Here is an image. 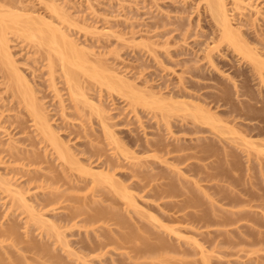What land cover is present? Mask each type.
Segmentation results:
<instances>
[{"label": "rangeland", "instance_id": "1", "mask_svg": "<svg viewBox=\"0 0 264 264\" xmlns=\"http://www.w3.org/2000/svg\"><path fill=\"white\" fill-rule=\"evenodd\" d=\"M245 2H248L246 3L247 6L244 9L238 10L234 8L235 0L225 1L226 7L229 10L228 13L231 18V22L234 28H237L236 30L239 31L238 37L236 38V43H238L233 46L240 44L237 46V49L242 48V51L231 46L232 44L229 41L222 40L220 26H218L216 17L209 8V2L207 0H0V10L2 9V11L6 12V14H4L5 18L11 15L10 19L8 17L6 18V20L8 19L7 21L12 20L10 23L6 21L7 24H11L8 25L11 28H6L8 29V31L6 30V36L9 40L8 44L10 52L15 62V67L11 68L8 66L10 68L8 69L7 65L5 66V64L2 63V58L0 59V158H2V160L0 159V228L2 229V226L5 228V226L13 224L12 222H14V224L18 225L19 231H17L18 233L20 232L19 237L21 238V242L22 240H32L38 242L42 246L45 245V248L49 246L51 247H49L50 250L48 253L40 251H36L37 253H34L35 251L32 253H24L27 259L26 261L23 259L24 263L21 264H45V262L47 264L50 261L52 264H55V262H62V260L69 264H85V262H87L86 264H119V262L120 264L121 262L127 264H135V262H141L140 264H152L153 262L156 264H264V214H262L264 211V200L262 196V201L261 199L256 200L257 197H260L258 195L264 193V174H262L264 173V171L262 172V169H264V152L260 153L257 151L261 146L264 148V68L261 70L256 67L257 69H255L254 65L257 64L255 63L257 60L254 59L253 62L251 58L248 59L246 56L247 53L250 54L248 49L252 48L253 50H251L257 53L259 58L262 57L261 61L264 58V0H244V3ZM248 5L251 6L248 7ZM20 8L24 14L19 10ZM23 8L27 9L24 10ZM9 11H12V13ZM19 11L23 15H18L16 19L18 20L17 22L14 19L16 18V14L14 13ZM0 13L3 14L4 12L0 11ZM33 15H35L34 18ZM27 16H31L34 20L32 21L28 19ZM60 16H62V18ZM24 17L30 20L29 23L23 22V19L24 21L26 20ZM36 17L37 19L38 17H43L45 21L48 19L47 21L53 22V25H56L57 27L59 26V28L61 27L64 31L66 30L68 35L70 34L73 42H75L76 45L79 46V49H81L80 52L82 51L81 53H85L82 54V56L80 55V57L85 58L87 55V63L82 61L87 74L84 71V68H82L83 71L81 68H79V70L78 67L75 65L73 66V64H65L63 66L60 62L61 60L59 61L60 58L56 54V49L54 47L52 48V46L48 44H41L42 42L39 40V36L41 34L39 35V33H37V29L34 28L37 27L41 30L40 28L43 18H41V20L38 19V24L34 25L37 23V20H35ZM15 23L20 24L17 26ZM28 24H30L31 27ZM32 26L34 27L33 29L35 30V34L39 35L38 38L37 36H34L30 39L23 32L25 31L24 28L31 29ZM33 29H31V32H33ZM41 32L42 30L40 33ZM245 45H247V47ZM82 49H86L87 52L90 50L89 54L86 53V50L83 52ZM245 49H247V51ZM71 57L76 63L80 60L77 55L74 57L73 54ZM49 59H53L52 63H54L50 64L48 62ZM88 59H90L91 62ZM66 66L68 67L66 68ZM64 67L66 69L69 68L70 70L73 67V70L76 68L77 71L75 73L78 77L80 76L79 78L81 79L79 83L81 82V84L78 87L75 85L76 88L73 89H76V92H79L80 90V93L84 91L83 93L87 95V98L89 97V99L91 98L90 100L98 105H101L102 108L106 110L105 116L103 114L101 118L99 114V116L94 114L95 111L91 110L84 102L82 103L84 105L83 106L79 101V99L83 100L81 99V95V97L78 95L79 97L78 99H75V102L71 100L70 93L75 90L71 87L70 91V86H74V83L71 82L70 85V83L66 82L67 77L65 76L67 75L64 74V70H66ZM14 70H17L15 72H18L20 76H24V78L30 82L29 84L32 86L31 93L33 95L35 94L34 98L37 99L35 101L39 102L40 105L42 104L46 109L44 111L45 113L47 111L46 115L48 116L47 118H49L48 120L50 121L52 130L56 131L57 137L60 141L62 140L61 142H63V144L66 143V145L70 147L69 150L71 152V156L74 154V157L70 156V158L76 161L77 164L80 163V166L77 164L71 166L70 163L67 161L65 162L62 158H59V155L55 153L56 150L48 143V138H44L43 135L39 133L36 123H34L35 121L32 120L33 118L29 115V109L25 107L22 95L16 92V83H13L12 80L14 77H10L9 71L13 73ZM87 70H91V72L95 70L96 72L99 71L98 74L100 76L103 71L101 76L102 80L103 78H112L113 72L115 75L118 74L119 77L114 76L112 79L113 81L121 83L124 92L119 93L111 89V91H109V88L106 85H103L105 83L104 80H94L96 81L94 83L93 79H90L91 76L88 75L90 72ZM260 70L261 72H259ZM260 74H262L263 79ZM79 78L77 79L79 80ZM127 87L129 89H127ZM148 91L152 94L148 93ZM122 93L128 95V98ZM133 93L135 97L139 95L141 96L142 94V97H138L140 99L138 102L133 101V98H135L134 95H132ZM206 94H208V97ZM164 97L173 99L172 101L177 102L184 101L190 103L193 101V104L199 103L201 106L202 104L203 106L205 105L204 107L209 109L208 111L210 114L213 112L218 116H214L212 113L214 117L213 120H217V122H215L216 127L213 123H211V125H203V132L199 133V131L197 132L192 130L190 125L191 117H186L184 115L185 110H183V107L184 109L186 107L175 102V104H173L176 105V107L174 105L173 107L170 105L172 101L170 102ZM141 98H143V100L147 98L144 100L145 103L141 100ZM162 98H164V100ZM60 99L64 102H62L65 106L64 110ZM161 99L165 102L164 106H162L163 102H161ZM76 100L79 101L83 108L80 105L79 106L84 109L81 117L80 114L78 115L79 111L75 109V106L73 107V105H75L74 103L77 102ZM159 104H162V108L159 107ZM167 104L170 107L166 106ZM203 106L201 109H203ZM174 108H177L178 111ZM250 108L252 109L250 110ZM185 113L187 114L189 112ZM165 115H168L169 117H166ZM104 117H106V120L102 122L101 120H103ZM183 117H186V119L189 120H184L185 118ZM166 118L169 119L171 128L166 126L167 124H165V121L168 120ZM181 120L185 123H182ZM105 123H107L108 127ZM184 124L188 126L190 130H181L180 126ZM108 129L109 131H112L111 134L114 135L112 136L116 137L113 138L115 139L113 140L115 144L111 140L112 138L109 139L110 136L108 135ZM223 130L225 132L223 133L224 136L221 135ZM236 130H238V133ZM192 131L194 133H192ZM243 135H245V138ZM162 137L164 139H162ZM196 138H200L202 142L205 141L204 143H211V145L216 149L214 150V153L216 152L214 156H216L214 157L212 155L213 157L210 156L211 158L209 157L204 159L205 161L202 158L203 162L200 159L201 157H194L195 159L192 158V161L189 159V161H182L180 164L179 162L177 163V161L172 160V154L170 156L165 153L166 148L164 149L163 146V148L159 146V141H161V143L165 142L166 144L179 142V144L189 145L190 142L195 143L197 140ZM243 138L246 139V141ZM11 146L16 149H11ZM120 146L121 150H123V154L120 150ZM186 150L177 153L183 154ZM11 151L17 156H14L15 160L11 156ZM186 152L188 153V151ZM192 152L189 151V153ZM225 152L228 153V160L225 158V155L227 156ZM125 154L126 156L128 154L129 157L127 156V158ZM153 156H157V158ZM160 158H164V160H160ZM232 159H235L236 162L231 163L230 160ZM105 161L106 163L104 166L103 164ZM228 162L229 165L227 164ZM138 163L140 164L138 165ZM192 163L196 169L192 166ZM110 164H112L113 167ZM108 166H111V168ZM90 167L91 170H86ZM107 167L109 170H107ZM69 168H71V170H69ZM81 169L84 170L82 171ZM205 169L206 171H204ZM92 170L93 173L100 171L103 173L105 171L106 173L109 172L108 175H110V177L113 173L114 177H112L114 180L112 181V178L107 176L106 178H109L110 182H107V184L105 181L103 184L107 190L112 187L109 186V184H111V182H115V180H117L116 183L122 182V185L125 183V185L128 186V189L126 190H129V193H132L134 196L136 195V201L138 200L137 203H139L138 209L136 210L133 207H126L124 205L126 200L121 196L124 194L126 195L128 191L124 193L125 188L120 186L121 183H119L120 185H118L119 187H117V190L113 187L112 189L110 188L111 193H113V190L114 192L116 191V195L114 193L109 194L110 192L106 194L98 193L99 197L96 193L97 197L94 198L97 200L99 199L98 201L100 202H93L91 199L86 200L89 202H87V205H85L84 208L82 207L83 212L80 210L79 213L82 215L80 214L79 219H86L88 218V215L89 217H92V215H94L92 213L101 210V208H105V210L102 209V213H104L102 215L103 217L101 216L97 221L95 220L99 216L95 213L97 215H95L96 219L93 220L95 221V224H93V222L87 223L85 221L84 224L83 221L82 223L79 221L78 223H80V225L78 226L77 224L78 227L76 225L74 226L73 222L70 223L71 226L73 225L71 227L69 222L67 223L65 221V218L71 216L70 213L74 211H71V207H74L76 204L73 201L70 202V200L62 203L64 204V208L62 207L57 209L56 206L55 208H52V205L50 207H47L48 205H45V207L44 205L39 206L42 199L45 198L44 196H48L50 189L56 188L57 186L59 187V192H63V190H65V195H69L70 197H82L84 194L91 197L90 191L87 189L89 187L86 188V186H88L89 183H92ZM139 170H141V172H139ZM30 171V175L37 174L36 176H39L36 178L37 180L32 182L27 180V174H29L28 172ZM211 171L212 174H214L213 177L209 176V174L212 176ZM138 172L142 174L143 182L150 183L154 186L164 181L173 182L176 188L175 196H169L170 199L165 198L163 200L161 199V201L157 198L158 201H156V197L154 198L151 195L153 194V191L151 192L150 190V187H152L150 184L145 191L143 189L140 190L141 188L135 185L134 180H140L138 176V180L135 179ZM143 173L148 175L147 177L150 181L145 174L143 175ZM195 173H197V175ZM227 173L228 176L226 175ZM64 175L69 179L63 177ZM151 175H153L156 179L151 180V177H153ZM134 176L135 178H133ZM162 176L166 177L165 180ZM3 177L6 178L7 182H11L10 188H12V190L16 189L15 191L17 192V195H20L22 191L21 194H23V197H25L27 201L25 202L30 206L33 205L35 213L30 209V211L28 210L30 212L29 215L27 209L25 210V206H23L24 208L19 207L18 203L12 202L13 200L18 201L20 196L18 197L14 192H12L15 194L14 196L18 197L16 199L11 192L5 191L7 185L4 183L3 180L5 178ZM50 177H62V180H65V182L61 180L64 184L59 181L60 185L57 183V185H52L50 187ZM209 177L212 178V180L214 179L215 182L209 180ZM229 177H234L235 180L234 178ZM38 178H40V180ZM45 178L47 180H44ZM76 178H84L83 181L88 184H83L81 183L82 181L78 182L76 181ZM161 178L163 180H161ZM194 180L198 181L194 183ZM78 186H80V188ZM44 187L49 188L46 190ZM248 190L251 194L248 193ZM119 191L121 193L123 192V194L119 195ZM201 191L204 192V194ZM213 192H215V197H212ZM191 193L200 198V204L204 208L201 209L202 207L200 205L199 208H197L198 206H190L175 215H183L185 213L195 215L196 212L197 214H200L201 211L205 209L210 211L209 209L211 208L213 210H218L220 208L219 210L223 209L224 211L245 208L247 210H251L250 212L252 214H257V219L258 216H263L259 222L260 227H258V225L253 227L252 220L251 223H248L250 222L248 220H244L240 222L239 227L237 225H229L230 227L226 225L227 227L224 226L221 228L219 225H210L209 227L203 226L204 228H202L201 224L195 223V221L191 219L185 223H181L172 221L163 216L166 211L161 206L165 200H177L181 202L185 195H191ZM201 193L203 194V197L205 196L204 198ZM221 193L223 196L230 194V196H239L248 200L250 196L252 197V195L256 193L257 196L254 195L252 198L250 197L251 203L246 205L244 203L239 207H235L234 205L230 206L231 203L228 201L221 202L226 199L223 197L222 200V197L219 196ZM150 195L151 197L149 198ZM103 196L105 197V200ZM212 198L216 199L213 201ZM254 201L258 202L255 203ZM208 202L210 204H208ZM140 205L145 208L142 209V207H140L144 211V215L141 213L142 210L139 211ZM98 207H100V209ZM96 208L97 211L95 210ZM112 211L115 212L116 218L120 221L123 216L122 221L124 222L114 224L118 222V220H115L113 217L114 214L112 215ZM107 212L111 215L109 213L107 214ZM33 213L34 215L42 213V216L44 217H40V215L35 217L32 215ZM162 213L163 215H160ZM118 215H121V217ZM29 216L32 217L29 218ZM39 217L40 219L44 218L43 220L46 221V226L50 222H52V224L55 222L58 231L57 229L55 231L53 230V232L49 231V228L46 226H43V229V222H40ZM153 217H156L158 220L160 219V221L157 219L153 220ZM112 218H114L115 222ZM48 220L50 221L48 222ZM161 221L163 222V225L179 227V233L175 234L169 230L165 231V228H160L159 225L162 224ZM127 223L129 226L131 225V229L132 231L134 230L133 232L135 233L130 237V241L124 243L126 248L123 246V241H118V243L115 242V244L113 243L111 246L110 243L107 245L108 247H104L102 250L95 249V252L91 250L90 253L88 241H97L100 237L96 238L95 236L98 235L103 237L101 234H108V232L111 233H109V235L115 237L116 235H114V233L112 234L113 230L115 234L120 229L122 232H128V227V229L126 227L122 228V226L127 225ZM52 224L50 223V225ZM142 224L144 229L142 228ZM50 225L48 224V226ZM244 225L247 226V228ZM105 228H107L108 231ZM152 228L155 231L157 230V236L161 235L162 237L168 239L167 241L170 244H173L171 246H173L174 249H171L172 252L170 250V252L167 251L168 254H165L166 251H163V253L160 252L159 255L154 256L147 253L142 256V259L141 257H138L139 260L136 256L134 258V254L137 251L136 250L134 253V249L136 247L135 239L137 237L149 238L152 234L149 240H153V238H156L157 236L155 233L153 234L155 231H153ZM56 231L58 233H56ZM147 231L151 233L149 234ZM240 231H242V233ZM251 231H253V233ZM47 233H49L50 236L47 235ZM200 233L202 236H200ZM245 233H247V236ZM250 233L252 235L255 234V241L251 236H249ZM58 235L60 236L59 238ZM221 235H223V237ZM258 236L260 238L262 236V240L258 239ZM19 237L17 235L16 238ZM225 237H230L235 240V243H232L234 245H228V243H222V245L219 244ZM246 238H248L249 241ZM2 239H4V241ZM6 239L5 237L0 239V253L4 254L3 256L5 258L9 255L8 253L11 255L18 254L17 256L23 253L20 249L19 251H16L18 250V247H22L24 245L23 242L18 244L16 248H13L10 246L13 244L11 239L8 238L7 241ZM196 239L199 241L201 240L200 242L198 241L200 244L194 242ZM260 240L261 242L263 241V244L259 242ZM61 241L65 243L61 244ZM192 241L194 242V245ZM83 242H85V244ZM214 242L217 243L215 244ZM251 242L253 244H251ZM119 244L124 248L121 247V250H119ZM128 245H131L132 247L134 246V249L131 246L128 247ZM260 245L262 246V249ZM6 246L8 248L10 247L9 249L11 250H9ZM66 246L69 247V250H67ZM214 246L217 248H214ZM7 250H9V252H7L8 255L5 256ZM75 250L76 253H74ZM182 250H186L188 253H182ZM202 250L204 252L203 256L205 257L206 255L208 257V261H206L207 257L205 258V261L204 258L202 259L203 256L200 252ZM50 252L54 255H50ZM83 254L88 257L83 256ZM57 255L62 257L60 258ZM0 256L2 257L1 254ZM30 256L31 258H34V262L32 259L30 260ZM52 256H54L53 259L51 258ZM55 257L58 261H53L55 260ZM84 257L86 258L84 259ZM9 259L10 258L7 257L8 262ZM7 260L5 259V261ZM80 260H82V262ZM5 261L4 263H6Z\"/></svg>", "mask_w": 264, "mask_h": 264}, {"label": "bare ground", "instance_id": "2", "mask_svg": "<svg viewBox=\"0 0 264 264\" xmlns=\"http://www.w3.org/2000/svg\"><path fill=\"white\" fill-rule=\"evenodd\" d=\"M208 2H209V8L211 9V11H212V13H213V15L216 17V21H217V24H218V26H220V29H221V38H222V40L223 41H225V40H227V41H229L231 44V46H233V45H236L237 43H236V38L238 37V34H239V31L238 30H236L235 28H234V26H233V24H232V22H231V18L229 17V13H228V9H227V7H226V3H225V1L226 0H207ZM246 3H248V2H245L244 3V0H235V7L234 8H236V9H244L247 5H246ZM54 4V3H53ZM3 6V5H2ZM54 6V5H53ZM251 6V5H250ZM249 5H248V7H250ZM1 7V6H0ZM22 8V7H21ZM21 8L19 9L20 11H21ZM55 8V7H54ZM58 8V7H57ZM11 9V8H10ZM9 9V10H10ZM18 9V8H17ZM24 9V8H23ZM27 9V8H26ZM26 9H24V10H26ZM4 10V9H3ZM61 10V9H60ZM1 12H4L3 14L2 13H0V59L2 58V63L3 64H5V66L7 65V67L9 66V67H11V68H13V67H15V65H14V59H13V57H12V55H11V52H10V48H9V40H8V38H7V36H6V30L8 31V29H6V28H11L10 26H8V25H11V24H9L10 23V21L12 22V20H10V21H7L6 20V18L8 17L9 19H10V16H7L6 18H5V15L4 14H6V12L5 11H2V9L0 10ZM15 11V10H14ZM18 11V10H17ZM19 11V12H20ZM56 11V10H55ZM246 11V10H245ZM9 12H11L12 13V11H9ZM8 12V13H9ZM19 12H15L14 14H16V18H14L15 19V21H17L18 22V20H16L17 19V17H18V15L20 16V15H23V14H21V12L19 13ZM26 12V11H25ZM29 12V11H28ZM240 12H242V11H240ZM244 12V11H243ZM58 13H60V12H58ZM32 14V13H31ZM30 14V15H31ZM60 15V14H59ZM58 15V16H59ZM34 16L35 15H33V18H34ZM22 17V16H21ZM20 17V18H21ZM28 17V19H30V20H34L31 16H27ZM61 18H62V16H60ZM64 17V16H63ZM20 18H19V20H20ZM25 18V17H24ZM41 18H43V17H41ZM41 18H39L38 17V19H40L41 20ZM60 18V19H61ZM26 19V18H25ZM28 19H26L25 21H24V19H23V22H28L29 23V21L30 20H28ZM38 19H37V17L35 18V20H37V23H35L34 25H36V24H38ZM45 19H46V17H45ZM65 19V18H64ZM63 19V20H64ZM48 20V19H47ZM45 21L44 20V18L42 19V23H41V30H42V32L40 33V31L41 30H39L37 27H33L32 26V28L31 29H37V33H39V35H36L35 34V30L33 29L32 31L33 32H31V29H26V28H24L25 29V31H23L24 32V34H26V36H28L30 39H32V37H34V36H37V38H38V36L40 37L39 38V40L42 42L41 44H48V45H50V46H52V48L54 47L55 49H56V54H57V56L60 58L59 59V61L63 64V66L66 64V65H69V64H73V66L75 65L76 67H78V69L79 68H81V70H82V68H84V63H87V59H86V57H87V55H86V57L84 58V57H80V55L82 56V54H85V53H81L80 52V50L81 49H79V46L78 45H76V43L75 42H73V39L70 37V34L68 35V33H66V30L64 31L63 29H61V27L59 28V26L57 27L56 25H53V22H51V21ZM59 20V19H58ZM6 21L7 22H9L8 24L6 23ZM21 21V20H20ZM14 22V21H13ZM35 22V21H34ZM31 23H33V22H31ZM6 24V25H5ZM16 24V23H15ZM18 24H20V23H17L16 25L17 26H19ZM28 25H30V24H28ZM26 26V25H25ZM39 26H40V23H39ZM14 27V26H13ZM30 27H31V25H30ZM22 28V29H23ZM27 31V32H26ZM241 33V32H240ZM8 34V33H7ZM236 36V37H235ZM240 36V35H239ZM71 38V39H70ZM239 39H241V38H239ZM239 39H237V40H239ZM241 40H243V39H241ZM244 42V41H243ZM40 43V42H39ZM240 45V44H239ZM239 45H237V46H239ZM78 46V47H77ZM217 46V45H216ZM237 46H233L235 49H237ZM246 47H247V45H245ZM49 48V47H48ZM51 48V49H52ZM81 48H83V47H81ZM252 49V48H251ZM251 49H248L249 50V52H250V54L249 53H247L246 54V56L248 57V59L249 58H251V60H253V62H254V59L255 60H257V62L255 61V63H257L256 65H254V68L255 69H257L256 67H258V68H260L261 70L264 68V58H263V62L261 61V58H259V56L257 55V53H255L254 51H252ZM83 50V49H82ZM86 50V49H85ZM85 50H83V52L85 51ZM237 50H242V48H238ZM246 51H247V49H245ZM252 51V53H251V51ZM51 51V50H50ZM55 51V50H54ZM243 51V50H242ZM89 52H90V50H89ZM89 52H87V50H86V53H88L89 54ZM257 52V51H256ZM246 53V52H245ZM55 54V55H56ZM74 54V57H75V55H77L78 56V58H80V60H78V62L76 63V62H74L73 60V58L71 57L72 55ZM91 54V53H90ZM245 55V54H244ZM253 55V56H252ZM254 55H255V57H254ZM56 56V57H57ZM83 56H85V55H83ZM88 56H90V55H88ZM245 56V57H246ZM250 56V57H249ZM258 59H257V58ZM77 58V57H76ZM91 58V57H90ZM53 60V59H52ZM52 60H50L49 59V63L51 64L52 63ZM88 60H90V59H88ZM93 60V59H92ZM84 63H83V62ZM59 62V63H60ZM90 62H91V60H90ZM54 63V62H53ZM52 63V64H53ZM49 64V65H50ZM61 64V65H62ZM263 66H262V65ZM51 66H53V65H51ZM50 66V67H51ZM62 66V67H63ZM87 66V65H86ZM94 66H95V63H94ZM99 66V65H98ZM101 66V65H100ZM8 67V69H10ZM61 67V68H62ZM68 66H66V68H67ZM262 67V68H261ZM65 68V67H64ZM65 68V69H66ZM71 68V67H70ZM74 68V67H73ZM73 68H71V70H73ZM96 68V67H95ZM104 68V67H103ZM51 69H52V67H51ZM69 69V68H68ZM68 69H66V70H64V69H62V70H64L65 71V73L64 74H66L67 76H65V77H67V79H66V82L67 83H70V85H71V82L72 83H74L73 85L74 86H70V91H71V87H72V89L73 88H76L75 87V85L78 87V86H80V84H81V82L79 83V81H80V79L81 78H79L78 76H77V74L75 73L77 70H76V68H75V70H73V71H71L70 69L68 70ZM88 69V68H87ZM100 69V68H99ZM106 69V68H105ZM104 69V70H105ZM80 70V69H79ZM261 70L259 71V72H261ZM15 71H17V70H14L13 71V73L12 72H10L9 71V74H10V77L12 78V77H14L12 80H13V83L15 82L16 84H15V88H16V92H18L20 95H22V98H23V102H24V104H25V107H27V109H29V115L33 118L32 120H34L35 122L34 123H36V126H37V128H38V130H39V133H41L42 135H43V137L44 138H46L49 142V144L51 145V146H53L52 148L53 149H55L56 151H55V153H57V155H59L58 157L59 158H62L65 162L67 161L68 163H70V165L72 166V165H75V164H77V162L76 161H74L72 158H70V156H71V152H70V147H68V145H66V143L65 144H63V142H61L60 140H59V138L57 137V134H56V131L55 130H52V128H51V124H50V121L48 120L49 118H47L48 116L46 115V113H47V111H46V113H45V111L44 110H46L45 108H44V106L41 104L40 105V103L39 102H36L35 100H37L36 98H34V96H35V94L33 95L32 93H31V85L29 84L30 82L28 81V80H26L25 78H24V76L22 77V76H20L19 74H18V72H15ZM63 71V72H64ZM69 71H71V72H69ZM83 71V70H82ZM84 71L86 72V68H84ZM87 71H89V70H87ZM111 71V70H110ZM115 71V70H114ZM90 73L88 74L89 76H91L90 77V79H93V81L94 80H101V81H103L104 80V86L106 85L108 88H109V91H111V90H114V91H117V92H119V93H121V92H124L123 91V87H122V85H121V83H119V82H117V81H113V77L114 76H118L119 77V75L118 74H116L115 75V73L113 72V74H112V78H109L108 76H106L107 78H109V79H106V78H103V80L101 79V76H102V72H101V76L98 74L99 73V71L98 72H96V70L95 71H92L91 72V70L89 71ZM109 72V71H108ZM83 73V72H82ZM104 73H105V71H104ZM110 73H112V72H110ZM12 74V75H11ZM86 74H87V72H86ZM14 75V76H13ZM261 75V78H262V74H260ZM121 76V75H120ZM264 76V75H263ZM123 77V76H122ZM77 78H79V80L77 79ZM126 78V77H125ZM119 79V78H118ZM263 79V78H262ZM11 80V79H10ZM78 80V81H77ZM115 80H116V78H115ZM96 81H94V83L96 82ZM100 81V82H101ZM122 81V80H121ZM125 81V80H124ZM263 81V80H262ZM90 82V81H89ZM86 83V82H85ZM99 83V82H98ZM83 84V83H82ZM30 85V86H29ZM101 85H102V83H101ZM129 85V84H128ZM127 85V86H128ZM128 87H130V86H128ZM127 87V89H129ZM132 87V86H131ZM84 88V87H83ZM83 88H82V90H83ZM79 89H80V87H79ZM111 89V90H110ZM73 90H75L74 92H71L70 93V97H71V100L72 101H74L75 102V99H78V97L80 96L81 97V99H83V100H80L79 99V101L81 102V104L84 102V103H86V105H88L89 107H90V109L91 110H93V111H95L94 112V114H96V115H100L101 116V118H102V116H103V114H104V116H105V111L106 110H104L103 108H102V106L101 105H98V104H96L95 102H93L92 100H90L89 99V97L87 98L86 96V94L85 93H83L84 91H82V93H80V90H79V92H76V89H73ZM78 90V89H77ZM132 90V89H131ZM135 90V89H134ZM34 91V90H33ZM129 91V90H128ZM101 92V91H100ZM33 93H35V92H33ZM148 93H151L150 91H148ZM85 94V95H84ZM123 94V93H122ZM152 94V93H151ZM150 94V95H151ZM79 95V96H78ZM123 95H126L125 93L123 94ZM132 95H134V93L132 94ZM149 95V96H150ZM205 95V94H204ZM208 94H206V96H207ZM127 96V98H128V95H126ZM131 96V95H130ZM148 96V95H147ZM211 96V95H210ZM223 96V95H222ZM84 97V98H83ZM131 97H133V96H131ZM134 97H135V95H134ZM138 97H142V94H141V96L139 95V96H137V97H135V98H133V101H136V102H138L140 99L138 98ZM145 97V96H144ZM162 97V96H161ZM208 97V96H207ZM150 98V97H149ZM164 98H166V97H164ZM164 98H162L163 100H164ZM173 98V97H172ZM221 98V97H220ZM135 99V100H134ZM147 99V98H146ZM146 99H144V100H146ZM157 99V98H156ZM161 99V102H163V105L162 106H164V101ZM166 99H168V98H166ZM166 99H165V101H166ZM207 99V98H206ZM61 101V105H63V100L62 99H60ZM141 100L144 102V100H143V98H141ZM153 100V99H152ZM170 102L173 100V99H168ZM77 102L76 103H74L75 105H73V107L75 106V109H77L79 112H78V115L80 114V117L82 116L81 114H83L82 112L84 111V109H82L83 107L81 106V104L79 103V101L78 100H76ZM92 101V102H91ZM154 101V100H153ZM160 101V100H159ZM216 101V100H215ZM63 102V103H62ZM136 102H132V103H136ZM177 103V104H180V105H182V106H185L186 108L184 109V107H183V110H185V112H189V113H185L184 112V115L187 117H191V129L192 130H194V131H199V133L200 132H203L204 131V126L205 125H207V124H210L211 125V123H213L214 125H215V122H217V120H213L214 119V117H213V115H212V113L210 114L209 113V109L206 107H204L203 106V104H202V106H203V109H201V105L199 104V103H192V102H190V103H187V102H184V101H180V102H177V101H172L171 103H170V105L171 106H173L175 103ZM199 102V101H198ZM202 102V101H201ZM100 103V102H99ZM145 103V102H144ZM174 103V104H173ZM101 104V103H100ZM168 104H169V102H168ZM166 105V106H169V105ZM206 104V103H205ZM82 107H80V106ZM83 105V104H82ZM138 105V104H137ZM160 105V104H159ZM161 105L159 106V107H161ZM84 106V105H83ZM145 106V105H144ZM155 106V105H154ZM175 107H176V105H174ZM173 106V107H174ZM177 106H179V105H177ZM181 106V107H182ZM252 106V105H251ZM64 105L62 106V108H63V110H64ZM158 107V108H159ZM170 107V106H169ZM157 108V107H156ZM162 108V107H161ZM164 108V107H163ZM248 108V107H247ZM174 109H177V108H174ZM199 109H201V110H199ZM204 109H205V111H204ZM252 108H250V110H251ZM196 110V111H195ZM249 110V109H248ZM163 111V110H162ZM177 111H178V109H177ZM181 111H182V109H181ZM207 111H208V113H207ZM248 112V111H247ZM249 113V112H248ZM214 114V116H217V115H215L216 113H213ZM98 115V116H99ZM162 115V114H161ZM166 116V115H165ZM166 117H169L168 115L166 116ZM186 117H183V118H185L184 120H189V119H186ZM218 117V116H217ZM106 117H104L103 118V120H101L102 122L103 121H105L106 119H105ZM171 118V117H170ZM182 118V119H183ZM166 119H168V118H166ZM219 119V118H218ZM220 119L222 120V118L220 117ZM164 120V119H163ZM165 121V120H164ZM212 121H214V122H212ZM166 123L165 124H167L166 126L168 127V128H171V126H170V124H169V119L168 120H166L165 121ZM181 122H182V120H181ZM184 122V121H183ZM182 122V123H183ZM189 122V121H188ZM188 122H186V123H188ZM185 123V122H184ZM106 124V126H107V123H105ZM212 124V125H213ZM204 125V126H203ZM108 127V126H107ZM215 127H216V125H215ZM211 128H212V126H211ZM256 128V127H255ZM180 129L181 130H190L189 129V127L188 126H186L185 124L184 125H181L180 126ZM169 130V129H168ZM214 130V129H213ZM235 130V129H234ZM239 130H241V129H239ZM256 130V129H255ZM171 131V130H170ZM185 131H183V132H185ZM111 132L112 131H109V129H108V135L110 136H108L109 137V139H111L112 141L113 140H115V139H113V138H116V137H113L114 135L113 134H111ZM236 132L238 133V130H236ZM241 132V131H240ZM239 132V133H240ZM247 132V131H246ZM171 133H173V132H171ZM192 133H194L193 131H192ZM223 133H225L224 132V130L222 131V134L221 135H223ZM197 134V133H196ZM113 135V136H112ZM188 135V134H187ZM162 136V135H161ZM224 136V135H223ZM243 137L245 138V135H243ZM43 138V139H44ZM178 138V137H177ZM243 138V139H244ZM108 139V138H107ZM161 139V138H160ZM162 139H164L163 137H162ZM176 139V138H175ZM181 139V138H180ZM197 139V140H196ZM195 140H196V142L195 143H189V145H183V144H179V142H176V143H174V144H166L165 142H163V143H161V141H159V146L160 147H164V149H165V153L168 155H170L171 156V154L173 155V156H171V158H172V160H175V161H177V163L179 162H184V161H186L187 162V160L189 161V159L191 160L192 158H200L201 160H202V158H203V160L204 159H207V158H209L210 156L211 157H213L214 156V154L216 153H214V150H216L212 145H211V143H204V142H202L201 141V139L200 138H196ZM47 140H46V142H47ZM178 140H179V138H178ZM177 140V141H178ZM203 140V139H202ZM232 140V139H231ZM245 141H246V139H244ZM116 141H118V140H116ZM157 141V142H158ZM181 141V140H180ZM114 142V141H113ZM112 143V142H111ZM119 143H120V141H119ZM181 143V142H180ZM114 144H115V142H114ZM116 145H118V144H116ZM154 145V144H153ZM214 145V144H213ZM218 145V144H217ZM216 145V146H217ZM159 146H157V147H159ZM171 146V147H170ZM123 147V146H122ZM162 147V148H163ZM11 149H16L15 147H13V146H11L10 147ZM223 148V147H222ZM123 149V148H122ZM186 149H192V150H186ZM219 149V148H218ZM120 150H121V146H120ZM184 150H186V151H188V153L186 152H183V154H178L177 152H181V151H184ZM194 150V151H193ZM224 150H227V149H224ZM223 150V151H224ZM122 151V154H123V150H121ZM126 151V150H125ZM162 151H163V149H162ZM189 151H193L192 153H189ZM218 151V150H217ZM229 151V150H228ZM227 151V152H228ZM258 152H264V148L261 146V147H259V149L257 150ZM73 153V152H72ZM126 153H127V151H126ZM164 153V154H165ZM175 153H177V154H175ZM218 153V152H217ZM226 153V152H225ZM200 154V155H199ZM223 154V153H222ZM227 154V156L225 155V158L227 159L228 158V153H226ZM259 154V153H258ZM213 155V156H212ZM11 156L13 157V159H14V156H16V154L15 153H13L12 151H11ZM33 156V155H32ZM35 156V155H34ZM125 156H126V154H125ZM127 156H128V154H127ZM126 156V157H127ZM216 156V155H215ZM214 156V157H215ZM17 157V156H16ZM71 157H74V154H73V156H71ZM129 157V156H128ZM127 157V158H128ZM148 157V156H147ZM150 157V156H149ZM153 157H155V158H157V156H153ZM159 157H161V156H159ZM210 157V158H211ZM223 157V156H222ZM234 157V156H233ZM233 157H231V158H233ZM135 158V157H134ZM194 158V159H195ZM1 160H2V158H0ZM70 159H72V160H70ZM217 159V158H216ZM225 159V160H226ZM241 159V158H240ZM15 160V159H14ZM140 160V159H139ZM138 160V161H139ZM160 160H164V158L162 159V158H160ZM198 160V159H197ZM200 160V161H201ZM203 160H202V162H203ZM218 160V159H217ZM228 160V159H227ZM107 161H109V160H107ZM192 161V160H191ZM205 161V160H204ZM231 161V163H234V162H236V160L235 159H232V160H230ZM229 161V162H230ZM162 162V161H161ZM174 162V161H173ZM185 162V163H186ZM221 162V161H220ZM229 162L227 163L228 165H229ZM0 163H1V161H0ZM105 163H106V161L104 162V166H105ZM115 163V162H114ZM167 163V162H166ZM175 163V162H174ZM176 163V164H177ZM189 163V162H188ZM224 163V162H223ZM116 165H118L117 163H115ZM133 164V163H132ZM140 163H138V165H139ZM147 164V163H146ZM181 164V163H180ZM225 164H226V162H225ZM224 164V165H225ZM77 165H79L80 166V163H78ZM108 165V164H107ZM106 165V166H107ZM112 167H113V165L112 164H110ZM136 165V164H135ZM175 165V164H174ZM223 165V164H222ZM234 165V164H233ZM237 165V164H236ZM111 166H108L109 168H111ZM115 166V165H114ZM189 166V165H188ZM192 166H194L193 165V163H192ZM201 166V165H200ZM206 166V165H205ZM204 166V167H205ZM235 166V165H234ZM261 166H262V164H261ZM83 168H85L84 166H82ZM107 167V170H109V168ZM116 167H118V166H116ZM148 167V166H147ZM150 167V166H149ZM195 167V166H194ZM199 167V166H198ZM197 167V168H198ZM81 168V167H80ZM88 168V167H87ZM106 168V167H105ZM249 168V167H248ZM261 168V167H260ZM72 169H74V168H72ZM78 169H79V167H78ZM195 169H196V167H195ZM194 169V170H195ZM206 169H208V168H206ZM206 169L204 170V171H206ZM228 169V168H227ZM69 170H71V168H69ZM82 171L84 170V169H81ZM86 170H91V167L89 168V169H86ZM111 170V169H110ZM144 170V169H143ZM193 170V169H192ZM199 170H200V168H199ZM233 170V169H232ZM112 171V170H111ZM138 171V170H137ZM136 171V172H137ZM147 171V170H146ZM188 171H191V170H188ZM208 171V170H207ZM264 171V169H262V172ZM87 172V171H86ZM139 172H141V170H139ZM138 172V174L136 175V178H135V176L133 177V178H135V179H137L138 180V178L140 179L139 181H135L134 180V183H135V185L136 186H138L139 188H141L140 190H144L145 191V189H147V187L149 186V184L150 183H146V182H143V178H142V174L141 173H139ZM144 172V171H143ZM150 172H152V171H150ZM161 172V171H160ZM160 172H158V173H160ZM195 172V171H194ZM200 172H203V171H200ZM199 172V173H200ZM261 172V173H262ZM29 174H27L28 175V181L30 182H32V181H34V180H37L36 178L37 177H39V176H36L35 174V176L34 175H30V173H31V171L30 172H28ZM89 173V172H88ZM92 175L91 176H93V180H92V183L90 184L89 183V185L88 186H86L88 183L87 182H84L83 180H84V178L83 179H80V178H76L77 180L76 181H82L81 183H86V185H84V186H86V188L87 187H89V188H87L89 191H90V195H91V197H89V196H87V195H85L84 194V196H80V197H78V196H76V197H74L73 195V197H70L69 195H65V190H63V192H59V187L57 188H51L50 189V191H49V193H48V196L46 197V195L44 196L45 198L44 199H42V201H41V203H40V205L39 206H43L44 205V207H45V205H48L47 207H50L51 205H52V208L54 207L55 208V206L57 207V209L58 208H64V204H62V203H64V202H67L68 200H70V202L71 201H73L74 203H72L73 205H75L74 207L72 206L71 207V211L72 210H74V211H72L73 212V214H72V212L70 213L71 214V216H69L68 218H65L66 220V222L68 223L69 222V224L71 223V222H73V224H74V226L76 225L77 226V224H78V226L80 225V223H78L79 221H81V223H82V221L84 222H87V223H92L93 222V224H95V221H97L104 213H102V209H104L105 210V208H101V210H99L100 209V207H98L99 209V211H97V208L95 209L97 212H95L99 217L96 219V217H95V213H92V214H94V215H92V217H89V215H88V218H86V219H79V217H80V214L81 213H79L80 212V210H82V207L84 208V206L85 205H87V202H89V201H86L87 199H91V201H93V202H96V201H98L96 198H94V197H97L96 196V193L98 194H100V193H102V194H106V193H108V192H110L109 194H115L116 195V191L114 192V190H113V193H111V190H110V188L112 189V187L115 189V190H117V187H119L118 185H120L119 183H121V185L120 186H123L124 188H125V190H124V193L125 192H127L126 193V195L124 194V195H122L121 197L122 198H125V206L126 207H133L134 209H138V204L139 203H137V201H136V198H135V196L132 194V193H129V190H126V189H128V186L127 185H125V183H124V185H122L123 183L122 182H118V183H116V181L117 180H115V182H111V184H109V186H112V187H110L108 190H107V188L106 187H104L103 186V184H104V182L106 181V183L107 182H110L109 180V178H112V181L114 180L113 179V173H112V176L110 177V175H108V173H106V171L103 173V172H97V173H93V170H92ZM90 173V174H91ZM107 175H106V174ZM111 173V172H110ZM164 173V172H163ZM210 173V172H209ZM232 173V172H231ZM140 174H141V178H140ZM145 173H143V175H144ZM196 175H197V173H195ZM208 174V173H207ZM211 174H212V171H211ZM262 174H264V173H262ZM25 175V174H24ZM65 175H67V174H65ZM65 175L63 176V177H65ZM146 175V174H145ZM155 175V174H154ZM163 175V174H162ZM182 175H183V173H182ZM206 175V174H205ZM213 175L214 174H212V176L209 174V176L210 177H213ZM227 176H228V173L226 174ZM54 176V175H53ZM60 176H62V175H60ZM73 176V175H72ZM81 176V175H80ZM109 177L108 179L106 178V177ZM137 176H138V178H137ZM148 175H146V177H147ZM151 176H153V175H151ZM159 176H160V174H159ZM200 176V175H199ZM206 176H208V175H206ZM264 176V175H263ZM149 177H150V175H149ZM163 177V176H162ZM209 177V178H210ZM3 178H5V177H3ZM61 178V179H60ZM50 177V183H51V185H49L48 184V182H47V184L51 187L52 185H57V183L59 184V181H61L63 178L62 177ZM65 178H68V177H65ZM104 178V179H103ZM148 178V177H147ZM152 179L151 180H154V179H156V178H154V176L153 177H151ZM164 178V180H165V178L166 177H163ZM195 178V177H194ZM227 178V177H226ZM229 178H234V177H229ZM39 180H40V178H38ZM69 179V178H68ZM68 179H66V180H68ZM74 179V178H73ZM73 179H71V180H73ZM142 179V180H141ZM180 179V178H179ZM198 179V178H197ZM216 179V178H215ZM44 180H47L46 178L44 179ZM108 180V181H107ZM148 180H149V178H148ZM161 180H163L162 178H161ZM167 180V179H166ZM198 180H200V179H198ZM198 180H194V183H196ZM209 180H211V181H214V179L212 180V178H210ZM234 180H235V178H234ZM237 180V179H236ZM4 181V183H6V185H7V187L5 188V191H9V192H14L15 194L17 193L15 190L16 189H14V190H12V188H10V183L11 182H7L6 181V178L3 180ZM8 181H9V179H8ZM27 181V182H28ZM62 181H64L65 182V180H62ZM61 181V182H62ZM150 181V180H149ZM170 181V180H169ZM233 181V180H232ZM69 182H71V181H69ZM159 182H160V177H159ZM215 182V181H214ZM213 182V183H214ZM217 182V181H216ZM238 182H240V181H238ZM63 183V182H62ZM67 183V182H66ZM115 183V184H114ZM193 183V182H192ZM193 183V184H194ZM228 183V182H227ZM234 183V182H233ZM29 184V183H28ZM64 184V183H63ZM108 184V183H107ZM153 184V183H152ZM212 184V183H211ZM216 184V183H215ZM238 184V183H237ZM246 184V183H245ZM259 184V183H258ZM13 185V184H12ZM48 185H44V186H48ZM60 185V184H59ZM62 185V184H61ZM151 185V184H150ZM195 185V184H194ZM225 185V184H224ZM228 185H230V184H228ZM236 185V184H235ZM38 186V185H37ZM108 186V187H109ZM152 187H150V190H151V192L153 191V194H151L155 199H157V198H159L160 200L159 201H161V199L163 200V199H165V198H168V199H170L169 198V196H175V190H176V188H175V184L173 183V182H160L159 184H157V185H151ZM213 186H215V185H213ZM219 186V185H218ZM231 186V185H230ZM237 186V185H236ZM236 186H235V188H236ZM29 187V186H28ZM39 187V186H38ZM43 187V186H42ZM55 187V186H54ZM60 187H62V186H60ZM70 187V186H69ZM79 188H80V186H78ZM123 187H121V188H123ZM137 187V188H138ZM195 187V186H194ZM243 187V186H242ZM46 190L49 188H47V187H44ZM43 188V189H44ZM75 188V187H74ZM83 188V187H82ZM138 188V189H139ZM209 188V187H208ZM207 188V189H208ZM219 188V187H218ZM229 188V187H228ZM231 188V187H230ZM233 188V187H232ZM42 189V188H41ZM85 189V188H84ZM86 189V190H87ZM119 189V188H118ZM130 189V188H129ZM207 189H206V191H207ZM214 189H215V187H214ZM247 189V188H246ZM52 190V191H51ZM58 190V191H57ZM120 190H123V189H120ZM229 190H231V189H229ZM245 190V189H244ZM249 190H251V189H249ZM249 190H248V193H250L249 192ZM257 190V189H256ZM259 190V189H258ZM261 190H262V188H261ZM18 191H21V190H18ZM196 191L198 192V190L196 189ZM205 191V192H206ZM208 191H209V189H208ZM207 191V192H208ZM214 191V190H213ZM241 191V190H240ZM247 191V190H246ZM245 191V192H246ZM255 191V190H254ZM264 191V190H263ZM120 192V191H119ZM202 192V191H201ZM206 192V193H207ZM223 192V191H222ZM224 192H227V191H224ZM234 192V191H233ZM243 192V191H242ZM14 193H12V195L14 196L15 194ZM21 193H22V191H21ZM20 193V195L18 194H16L18 197H19V199H18V201H12V202H16V203H18V205H19V207H23V206H25V210L27 209V211L29 210L30 211V209L31 210H33L34 211V213H35V208L33 207V205H28L26 202V199H25V197H23V194H21ZM144 193V192H143ZM203 194H204V192H202ZM201 193V194H202ZM210 193V192H209ZM214 193L215 192H213V196L212 197H215V195H214ZM232 193V192H231ZM237 193H239V192H237ZM10 194V193H9ZM46 194V193H45ZM99 194H98V196H99ZM119 195L120 194H123V192L121 193H118ZM203 194H202V197H203ZM211 194V193H210ZM233 194V193H232ZM236 194V193H235ZM234 194V195H235ZM246 194V193H245ZM251 194V193H250ZM264 193H262L261 195H258V196H260L259 198L257 197L256 198V196H257V193L256 194H254V195H256L255 196V198H256V200H258V199H261L262 197H263V200H264V195H263ZM22 195V196H21ZM147 195V194H146ZM149 195V194H148ZM151 195L149 196V198L151 197ZM182 195H184V194H182ZM219 195V194H218ZM218 195H216V196H218ZM224 195H226V194H224ZM254 195H252V197L254 196ZM111 196V195H110ZM219 196H221L222 197V200H223V197L224 198H226V199H228V200H223V201H221V200H219V201H221V202H224V201H228L229 203H231L230 204V206L232 205H234L235 207H239V206H241V205H243L244 203H245V205L246 204H248V203H251V201H250V197H249V200L248 199H244V198H242V197H239V196H233V195H231L230 196V194L229 195H226V196H223L222 195V193H221V195H219ZM218 196V197H219ZM240 196H244V195H240ZM262 196V197H261ZM14 197H16V196H14ZM18 197H16V199L18 198ZM100 197V196H99ZM104 197V196H103ZM201 197V196H200ZM205 197V196H204ZM203 197V198H204ZM207 197V196H206ZM208 197H210V196H208ZM217 197V198H218ZM251 197V198H252ZM113 198V197H112ZM142 198H143V196H142ZM145 198V197H144ZM153 198V199H154ZM15 199V200H16ZM101 199L103 200V198L101 197ZM152 199V200H153ZM154 199V200H155ZM213 199V201L216 199H214V198H212ZM218 199H220V198H218ZM104 200H105V197H104ZM106 200H107V198H106ZM112 200V199H111ZM209 200H211V199H209ZM252 200V199H251ZM253 200H254V198H253ZM26 201V202H25ZM156 201H158V199L156 200ZM208 201V200H207ZM217 201V200H216ZM261 201H262V199H261ZM19 202H20V204H19ZM98 202H100V201H98ZM113 202H114V200H113ZM203 202V201H202ZM220 202V203H221ZM255 202V201H254ZM258 201H256L255 203H257ZM162 203V202H161ZM161 203H160V206H161ZM201 201H200V198L198 197V196H196L195 194H192L191 193V195H185V197L182 199V201L181 202H179V201H177V200H173V201H164L163 203H162V206L161 207H163V209L166 211V212H170V213H166L165 212V214L163 215V213L162 214H160V215H163L165 218H167V219H170V220H172V221H177V222H181V223H185V222H187V221H189L190 219L191 220H194L195 221V223H198V224H201L202 225V228H204L203 226H210V225H219L221 228L222 227H224V226H229V225H237L238 227H239V224H240V222L241 221H244V220H248V221H250V222H248V223H251L252 221H253V227L256 225H258V227H260L259 226V222H260V219H261V217H263V216H261V217H259L258 216V219H257V214L256 215H254V214H252L250 211L251 210H247V209H245V208H237L236 210H226L227 211V213H226V211H224L223 209H221V210H213L212 208V210L211 209H209L210 211H207L206 209L205 210H203V211H201V213H203V214H197V212L195 213V211H194V213H195V215H190V213H185V214H183V215H175V214H177V213H179V212H181V211H183V210H185L186 208H188V207H190V206H198L197 208H199V205L201 206ZM205 203V202H204ZM15 204V203H14ZM42 204V205H41ZM111 204H113V203H111ZM208 204H210L209 202H208ZM214 204V203H213ZM216 204H218V203H216ZM222 204V203H221ZM224 204V203H223ZM21 205V206H20ZM61 207H60V206ZM158 205V204H157ZM256 205V204H255ZM263 205V204H262ZM70 206V205H69ZM111 206V205H110ZM208 206V205H207ZM210 206V205H209ZM215 206V205H214ZM217 206V205H216ZM223 206V205H222ZM225 206V205H224ZM260 206V205H259ZM44 207H43V209H44ZM46 207V208H47ZM105 207V206H104ZM140 207H142L141 205L139 206V208ZM145 207H146V205H145ZM202 207V206H201ZM200 207V208H201ZM212 207H213V205H212ZM234 207V208H235ZM243 207V206H242ZM245 207V206H244ZM253 207V206H252ZM256 207V206H255ZM24 208V207H23ZM68 208V207H67ZM112 208V207H111ZM110 208V209H111ZM196 208V209H197ZM204 207H202L201 209H203ZM208 208V207H207ZM214 208V207H213ZM217 208V207H216ZM226 208V207H225ZM142 209H145L144 207H142ZM141 208H140V210L139 211H141L142 210ZM159 209H160V207H159ZM195 209V208H194ZM227 209V208H226ZM260 209V208H259ZM52 210V209H51ZM103 210V211H104ZM263 210H264V208H263ZM28 211V212H29ZM78 212V213H76V212ZM108 211V210H107ZM205 211H207V212H205ZM255 211V210H254ZM32 212V211H31ZM39 212V211H38ZM74 212H75V214H74ZM82 212H83V210H82ZM109 212H110V210H109ZM109 212H107V214L109 213ZM113 212V211H112ZM111 212V213H112ZM161 212V211H160ZM198 212H199V209H198ZM253 212V211H252ZM264 212V211H263ZM262 212V214H264ZM34 213L32 214V215H34ZM106 213V212H105ZM141 213L143 214L144 213V211L142 210L141 211ZM254 213V212H253ZM255 213H256V211H255ZM85 214V213H84ZM101 214V215H100ZM110 214V213H109ZM115 215V212H113L112 213V215ZM141 214V215H142ZM145 214V213H144ZM143 214V215H144ZM261 214V213H260ZM29 215H30V212H29ZM38 215H40V217H44V216H42V213L41 214H35L34 216L36 217V216H38ZM82 215V214H81ZM96 215V216H97ZM111 215V214H110ZM113 215V217L115 218V220H118V218H116V215L114 216ZM142 215V216H143ZM259 215V214H258ZM91 216V215H90ZM94 216V217H93ZM107 216H109V215H107ZM119 216V215H118ZM30 217H32V216H29V218ZM40 217H39V220H40V222H43V224H42V228L44 229V227L43 226H46V221H44L43 219H40ZM67 217V216H66ZM103 217V216H102ZM111 217V216H110ZM109 217V218H110ZM119 217H121V215L119 216ZM108 218V219H109ZM114 218H112L113 220H114ZM122 218H123V216L121 217V221L120 220H118V222H116V223H114V224H120V222H124V221H122ZM160 218V217H159ZM264 218V217H263ZM32 219V218H31ZM35 219H37V218H35ZM63 219V218H62ZM96 219V220H95ZM102 219V218H101ZM105 219V218H104ZM107 219V218H106ZM153 220H155V219H157L156 217H153L152 218ZM27 220H28V218H27ZM38 220V219H37ZM36 220V221H37ZM93 220H95V221H93ZM115 220H114V222H115ZM158 220V219H157ZM156 220V221H157ZM252 220V221H251ZM30 221V220H29ZM33 221H34V219H33ZM50 220H48V222H49ZM106 221V220H105ZM109 221H110V219H109ZM158 221H160V219L158 220ZM85 222H84V224H85ZM98 222H101V221H98ZM97 222V223H98ZM108 222V221H107ZM13 224H9V225H7V226H5V228H3V226H2V229L0 228V237L2 238V237H5V239L7 238H9V239H11V241H12V243L13 244H11L10 246H12L13 248L15 247H17L18 246V244H20V243H24V245L21 247H18V250H16V251H19V249L23 252V253H21L19 256H17V255H11L10 253H8L9 255H11V256H9L8 254H7V252H9V250H11V249H9L7 246V248L9 249V250H7L6 251V254H5V256L6 255H8L7 257H9L10 259H9V262H8V260H7V257L5 258L3 255L4 254H2V253H0L1 255H2V257L0 256V264H21V263H24L23 262V259H24V261H26V257H25V255H24V253H32V252H34V253H37L36 251H40V252H45V253H48L49 252V250H50V248L49 247H47V248H45L44 246H42L41 244H39L38 242H35V241H32V240H22V242H21V238L19 237V233H18V231H19V229H18V225H16V224H14V222H12ZM51 224H52V222H50ZM50 223H48L49 225H50ZM65 223V222H64ZM121 223V224H122ZM161 223L162 224H160L159 225V227L161 228H165L166 230L165 231H167V230H169L170 232H172V233H175V234H177V233H179V231H180V228L179 227H174V226H166V225H163V222L161 221ZM244 223V222H243ZM41 224V223H40ZM45 224V225H44ZM48 224H47V226L46 227H48L49 228V231H52L53 232V230L55 231L57 228H56V225H55V222H54V224H52V225H50V226H48ZM261 224H262V220H261ZM58 225V224H57ZM68 225V224H67ZM66 225V226H67ZM70 226H71V224H70ZM73 226V225H72ZM71 226V227H72ZM77 226V227H78ZM153 226V225H152ZM156 226V225H155ZM218 226V227H219ZM226 226V227H227ZM245 226V225H244ZM261 226H263V225H261ZM58 227V226H57ZM70 227V228H71ZM129 228V230H128V232L127 231H125V232H122V231H118V232H116V234H115V232H114V230H113V232H112V234L114 233V235H116L115 237L114 236H111V235H109V233L110 232H108V234H101L103 237H101V236H95L96 238L97 237H100V239L98 240L97 239V241H95V240H91L90 242L88 241V244H89V248H90V253H91V250H93L94 252H95V249H103L104 247H108L107 245H109L110 243V246L114 243L115 244V242L116 243H118V241H123V246H125L124 245V243H127L128 241H130V237L132 236V234H134L135 232H133L132 231V229H131V225L129 226V224L127 223V225H125V226H122V228ZM159 227H157V228H159ZM195 227V226H194ZM198 227V226H197ZM200 227V226H199ZM230 227V226H229ZM246 228H247V226H245ZM59 228V227H58ZM74 228V227H73ZM120 228H121V225H120ZM127 228V229H128ZM142 228H143V224H142ZM148 228V227H147ZM156 228V227H155ZM154 228V229H155ZM159 228V229H160ZM196 228V227H195ZM215 228V227H214ZM47 229V228H46ZM46 229H45V231H46ZM52 229V230H51ZM101 229V228H100ZM107 231H108V229L107 228H105ZM144 229V228H143ZM217 229V228H216ZM255 229V228H254ZM253 229V230H254ZM257 229V228H256ZM18 230V231H17ZM86 230V229H85ZM104 230V229H103ZM112 230H110V231H112ZM124 230V229H123ZM149 230V229H148ZM152 230H153V228H152ZM151 230V231H152ZM186 230V229H185ZM194 230V229H193ZM200 230V229H199ZM218 230H219V228H218ZM249 230H250V228H249ZM258 230V229H257ZM49 231H47V232H49ZM57 231H58V229H57ZM56 231V233H58ZM105 231V230H104ZM103 231V232H104ZM107 231H105V232H107ZM150 231V230H149ZM149 231H147V232H149ZM153 231H155V230H153ZM152 231V232H153ZM157 231V230H156ZM156 231L155 232H153V234L155 233L156 234ZM204 231V230H203ZM202 231V232H203ZM217 231V230H216ZM220 231V230H219ZM230 231V230H229ZM209 232H211V231H209ZM221 232V231H220ZM225 232H226V230H225ZM224 232V233H225ZM241 233H242V231H240ZM249 232V231H248ZM252 233H253V231H251ZM50 233V232H49ZM49 233H47V235H49ZM151 232H149V234H150ZM160 233V232H159ZM162 233V232H161ZM212 233V232H211ZM228 233V232H227ZM244 233V232H243ZM255 233V232H254ZM261 233V232H260ZM60 234H62V233H60ZM59 234V235H60ZM100 234V233H99ZM111 234V233H110ZM146 234V233H145ZM207 234V233H206ZM210 234V233H209ZM221 234V233H220ZM223 234V233H222ZM226 234V233H225ZM224 234V235H225ZM247 233H245V235H246ZM263 234V233H262ZM261 234V235H262ZM17 235H18V237L19 238H16L17 237ZM52 235V234H51ZM58 235V238L60 237ZM152 235V234H151ZM151 235L149 236V238L151 237ZM158 234H156V236H157ZM183 235V234H182ZM211 235V234H210ZM215 235V234H214ZM260 235V234H259ZM50 236V235H49ZM198 236V235H197ZM200 236H202L201 235V233H200ZM199 236V237H200ZM204 236V235H203ZM222 237H223V235H221ZM247 236V235H246ZM249 236H251L252 238H253V240L256 238V236H255V234L254 235H252L251 233L249 234ZM255 236V237H254ZM15 239H14V238ZM94 237V238H95ZM153 237H155V236H153ZM166 237V236H165ZM196 237V236H195ZM208 237V236H207ZM212 237V236H211ZM218 237H220V236H218ZM221 237V238H222ZM259 237V236H258ZM0 238V239H1ZM149 238H146V237H137L135 240H136V243H135V249H134V253H135V251H136V253L134 254V258H135V256H136V258L138 259V257H141V259H142V256H144L145 254H150V255H152V256H154V255H159V253L160 252H162L163 253V251H166L165 252V254H168L167 253V251L168 252H170L171 251V249H174L173 248V246H171V245H173L172 243L170 244L167 240L168 239H166V238H164V237H162L161 235H159V236H157L156 238H153V240H149ZM181 238V237H180ZM179 238V239H180ZM184 238V237H183ZM194 238V237H193ZM217 238V237H216ZM250 238V237H249ZM261 238H263L262 236H261ZM260 237L258 238V239H261ZM7 239H6V241H7ZM18 239H20V240H18ZM87 239H89V238H87ZM102 239H104V240H102ZM192 239V238H191ZM220 239V238H219ZM247 240H248V238H246ZM251 239V238H250ZM3 241H4V239H2ZM61 240V239H60ZM182 240V239H181ZM190 240V239H189ZM216 240V239H215ZM214 240V241H215ZM244 240V239H243ZM252 240V239H251ZM252 240V241H253ZM257 240V239H256ZM262 240V239H261ZM261 240L259 241V242H261ZM264 240V239H263ZM20 241V242H19ZM63 241V240H62ZM61 241V244L62 243H65V242H62ZM199 240H194V242H197L198 244H200L199 242L201 241H199ZM207 241V240H206ZM219 241V240H218ZM249 241V240H248ZM247 241V242H248ZM255 241V240H254ZM187 242H188V240H187ZM193 242V241H192ZM194 242H193V245H194ZM221 243H219V244H221L222 245V243H224V244H226V243H228V245L229 244H231V245H234V244H232V243H235V240H233V239H231L230 237H225L222 241H220ZM263 242V241H262ZM261 242V243H262ZM38 243V244H37ZM42 243V242H41ZM45 243V242H44ZM84 244H85V242H83ZM129 243H131V242H129ZM185 243H186V241H185ZM215 243V242H214ZM213 243V244H214ZM217 243V242H216ZM215 243V244H216ZM246 243V242H245ZM255 243H257V242H255ZM264 243V242H263ZM262 243V244H263ZM45 244H47V243H45ZM223 244V245H224ZM249 244V243H248ZM251 244H253L252 242H251ZM258 244V243H257ZM66 245H67V243H66ZM121 245H122V242H121ZM127 245V244H126ZM133 245V244H132ZM196 245V244H195ZM211 245H212V243H211ZM218 245V244H217ZM220 245V246H221ZM230 245V246H231ZM65 246V245H64ZM87 246V245H86ZM86 246H85V248H86ZM123 246H120V244H119V250H121V247H123ZM129 245H128V247H130ZM213 246V245H212ZM219 246V245H218ZM251 246V245H250ZM261 246V245H260ZM67 247V246H66ZM172 247V248H171ZM178 247H179V245H178ZM181 247H185V246H181ZM216 246H214V248H215ZM49 248V249H48ZM69 247H67V250H69L68 249ZM84 248V249H85ZM124 248V247H123ZM125 248H126V246H125ZM206 248V247H205ZM217 248V247H216ZM221 248V247H220ZM238 248H240V247H238ZM106 249V248H105ZM115 249V248H114ZM176 249V248H175ZM229 249V248H228ZM261 249H262V246H261ZM118 250V249H117ZM170 250V251H169ZM201 250V249H200ZM93 251H92V253H93ZM104 251V250H103ZM179 251V250H178ZM183 252L182 253H184V252H186V253H188V251H186V250H182ZM214 251V250H213ZM212 251V252H213ZM216 251V250H215ZM264 251V250H263ZM68 252V251H67ZM73 252V251H72ZM81 252V251H80ZM172 252V251H171ZM180 252V251H179ZM198 252V251H197ZM201 253H202V256H203V250L202 251H200ZM232 252V251H231ZM234 252H235V250H234ZM241 252H242V250H241ZM15 253V252H14ZM45 253H44V255H45ZM70 253H71V250H70ZM74 253H76V250H75V252ZM73 253V254H74ZM108 253V252H107ZM191 253H194V252H191ZM214 253V252H213ZM224 253V252H223ZM227 253V252H226ZM13 254V253H12ZM39 254V253H38ZM52 253L50 252V255H51ZM78 254V253H77ZM102 254V253H101ZM118 254V253H117ZM220 254V253H219ZM237 254V253H236ZM47 255H49V254H47ZM52 255H54V254H52ZM69 255H71V254H69ZM90 255V254H89ZM100 255V254H99ZM124 255V254H123ZM163 255V254H162ZM211 255V254H210ZM222 255H224V254H222ZM234 255V254H233ZM39 256V255H38ZM57 256H59V255H57ZM74 256V255H73ZM79 256H80V254H79ZM83 256H86V255H84L83 254ZM125 256V255H124ZM40 257H42V256H40ZM48 257H50V256H48ZM47 257V258H48ZM60 257V256H59ZM62 257V256H61ZM60 257V258H61ZM76 257V256H75ZM86 257H88V256H86ZM86 257H84V259L86 258ZM133 257V256H132ZM207 256L205 255V257L203 256L202 257V259L204 258V261H205V258H206ZM211 257V256H210ZM43 258V257H42ZM52 259L54 258V256H52L51 257ZM50 258V259H51ZM80 258H83V257H80ZM126 258V257H125ZM4 259V260H3ZM5 259L7 260V261H5ZM29 259V258H28ZM32 259V261H33V257L31 258V256H30V260ZM49 259V258H48ZM59 259V258H58ZM79 259V258H78ZM84 259H83V262H84ZM131 259V258H130ZM136 259V260H137ZM207 260L206 261H208V257L206 258ZM57 259H56V257H55V260H53V261H56ZM60 260V259H59ZM88 260V259H87ZM90 260V259H89ZM132 260V259H131ZM139 260V259H138ZM4 261L6 262V263H4ZM37 261V260H36ZM58 261V260H57ZM81 262H82V260H80ZM120 261V260H119ZM123 261V260H122ZM203 261V260H202ZM34 262V261H33ZM45 262V261H44ZM48 262V261H47ZM89 262V261H88ZM94 262V261H93ZM125 262V261H124ZM127 262V261H126ZM131 262V261H130ZM132 262H133V260H132ZM139 262V261H138ZM211 262V261H210ZM259 262H261V261H259ZM51 263V261L49 262V263H47V264H50ZM54 263V262H53ZM87 262H85V264H86ZM90 263V262H89ZM92 263V262H91ZM141 262H139V263H136L135 262V264H140ZM242 263V262H241ZM246 263V262H245ZM45 264H46V262H45ZM52 264V263H51ZM55 264H69V263H66V262H64L63 260H62V262H55ZM93 264V263H92ZM119 264H120V262H119ZM121 264H127V263H123V262H121ZM131 264V263H130ZM144 264V263H143ZM152 264H156V263H152Z\"/></svg>", "mask_w": 264, "mask_h": 264}]
</instances>
